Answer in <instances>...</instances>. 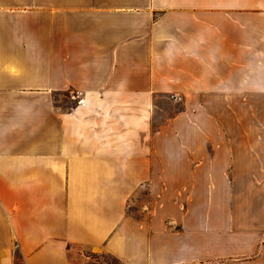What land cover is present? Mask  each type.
<instances>
[{"label": "crops", "instance_id": "0c3cea01", "mask_svg": "<svg viewBox=\"0 0 264 264\" xmlns=\"http://www.w3.org/2000/svg\"><path fill=\"white\" fill-rule=\"evenodd\" d=\"M0 264H264V0H0Z\"/></svg>", "mask_w": 264, "mask_h": 264}, {"label": "rangeland", "instance_id": "374dc122", "mask_svg": "<svg viewBox=\"0 0 264 264\" xmlns=\"http://www.w3.org/2000/svg\"><path fill=\"white\" fill-rule=\"evenodd\" d=\"M145 191H138L137 193H135V198H133L134 202L135 200H144V198H146V196L144 195ZM133 209H136L135 206H133L131 204V202L129 203V207H128V211L131 212L133 211ZM93 257H97L98 261H101V260H106V261H110V262H114L113 260L107 258V257H104V258H100L99 256H93ZM97 261V260H96Z\"/></svg>", "mask_w": 264, "mask_h": 264}, {"label": "built area", "instance_id": "2783aa9c", "mask_svg": "<svg viewBox=\"0 0 264 264\" xmlns=\"http://www.w3.org/2000/svg\"><path fill=\"white\" fill-rule=\"evenodd\" d=\"M174 98H176V99H178V100L180 99V97H179V96H176V97H174Z\"/></svg>", "mask_w": 264, "mask_h": 264}]
</instances>
